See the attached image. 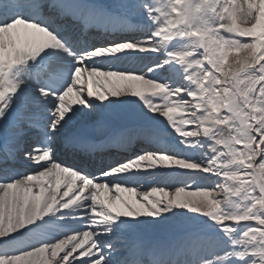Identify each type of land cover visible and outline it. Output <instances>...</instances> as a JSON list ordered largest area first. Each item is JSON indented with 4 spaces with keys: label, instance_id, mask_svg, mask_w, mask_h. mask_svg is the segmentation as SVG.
Returning a JSON list of instances; mask_svg holds the SVG:
<instances>
[{
    "label": "snow or ice",
    "instance_id": "6c2138e0",
    "mask_svg": "<svg viewBox=\"0 0 264 264\" xmlns=\"http://www.w3.org/2000/svg\"><path fill=\"white\" fill-rule=\"evenodd\" d=\"M0 264H264V0H0Z\"/></svg>",
    "mask_w": 264,
    "mask_h": 264
},
{
    "label": "rangeland",
    "instance_id": "374dc122",
    "mask_svg": "<svg viewBox=\"0 0 264 264\" xmlns=\"http://www.w3.org/2000/svg\"><path fill=\"white\" fill-rule=\"evenodd\" d=\"M242 26H246V25H242ZM155 186H158V185H155ZM145 191H147V190H145Z\"/></svg>",
    "mask_w": 264,
    "mask_h": 264
}]
</instances>
